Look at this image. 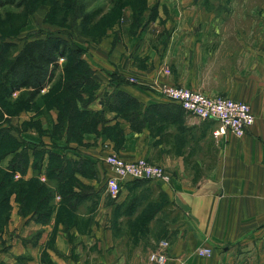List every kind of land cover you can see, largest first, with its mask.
Segmentation results:
<instances>
[{
    "label": "crops",
    "instance_id": "crops-1",
    "mask_svg": "<svg viewBox=\"0 0 264 264\" xmlns=\"http://www.w3.org/2000/svg\"><path fill=\"white\" fill-rule=\"evenodd\" d=\"M145 3L137 20L131 8L96 41L68 39L91 69V87L80 89L91 99L78 108L99 118L95 130L80 139L67 131L61 138L12 133L21 146L3 163L9 178L39 179L56 189L60 174L57 181L47 176L59 165L51 162L53 154L72 163L71 187L79 197L56 193L36 204V214L23 209L16 194L9 197L0 264H153L149 254L164 241L166 264H264V0ZM236 7L247 35L217 41ZM164 84L247 102L255 123L243 137H217L218 122L168 100L160 91ZM56 115L51 126L58 124ZM113 152L160 165L171 183L127 180L112 197L105 158ZM13 159L26 170L13 171ZM202 246L213 255L199 257Z\"/></svg>",
    "mask_w": 264,
    "mask_h": 264
},
{
    "label": "rangeland",
    "instance_id": "rangeland-1",
    "mask_svg": "<svg viewBox=\"0 0 264 264\" xmlns=\"http://www.w3.org/2000/svg\"><path fill=\"white\" fill-rule=\"evenodd\" d=\"M81 6L85 7L87 13L102 9V15L92 27L82 25ZM145 6V0H0V131L3 135V137L0 136V185H2L0 187V196L3 192L10 194L17 190H27L33 194L36 191L35 183H19L6 176L3 163L5 165V158L13 153L11 151L16 149V143L4 134L5 131L9 135L21 130L25 131V134L32 136H49L56 134L55 132H59V127L54 131L57 126H63L62 129L64 131L60 130L63 133V137L65 132L69 131L70 117H73L69 112L64 113L61 109H56L54 102L56 95L64 91V88L68 85L67 81H63L66 74V62L63 64L64 66H60V70L54 81V90L52 89L45 96L39 97L32 105H27L25 92H18L10 96L2 84V76L7 71L14 57L24 49L28 41L46 39L51 36L72 41L73 37H78V40L81 38L82 40L87 39L90 41V39H93L96 41L102 37V35L99 37H96L97 34L93 35L96 29H100L101 31L105 26L122 23L124 18L127 17L128 11L132 9L133 15H136L138 12L142 14ZM135 20H137V15L135 16ZM248 31L249 25L248 23H241L239 11L236 7L234 16L231 19V25L222 31V34L221 32L217 34L216 40L239 41L242 35H247ZM6 42L14 43L16 51L7 49L4 46ZM71 78L73 79L72 76ZM57 88L59 90L55 93V89ZM62 96L63 99L58 103L59 108L64 106L66 109H69V102L65 100L68 95L66 96V93L63 92ZM53 114H57L56 119L58 124L51 126L55 120ZM87 119H90L89 121L92 119L94 121L99 120L96 116ZM75 123L79 124L80 122L76 121ZM66 124L68 125L67 127H65ZM77 129L76 136H78L80 131L79 128ZM90 130L92 129L84 131L76 139H80L83 134L88 133ZM119 132L120 130H115L117 135ZM70 133L74 136L71 131ZM111 155L119 156L113 152L108 154L107 157ZM107 157L105 158V162ZM122 160L127 163L131 162ZM14 161L16 160L13 159L9 163V167L12 168V165L16 164ZM167 173L170 176L169 183H171L172 175L169 172ZM156 208L158 206H152V210ZM148 216H146V220L151 222ZM151 254H149V257Z\"/></svg>",
    "mask_w": 264,
    "mask_h": 264
},
{
    "label": "trees",
    "instance_id": "trees-1",
    "mask_svg": "<svg viewBox=\"0 0 264 264\" xmlns=\"http://www.w3.org/2000/svg\"><path fill=\"white\" fill-rule=\"evenodd\" d=\"M81 13H82V25L83 26H93L97 19L102 15V9H98L96 11L87 13L84 6H81ZM104 32L103 29H96L93 35L97 36ZM96 36V37H97ZM72 41V40H71ZM4 46L11 50L16 51V46L12 42L4 43ZM82 55V50L76 46L74 43H71L70 40H66L57 36H51L46 39H36L33 41H28L24 49L14 57L10 66L8 67L7 71L2 76V84L8 94L12 96L18 92H25L26 94V104L32 105L36 102L45 88L49 87L56 79L57 73L60 70V59H66L65 64V71L67 74V86L64 88V91L60 92L56 95L55 108L61 109V111L69 112L72 114L73 117H70L71 122L69 125V131L67 132L68 137L70 139H76L80 136L84 131L88 129H92L91 131L96 129V121L87 119L89 117L94 116L91 114V111L87 109L79 110L78 102L80 101L84 106H87L91 99V95L86 93L89 98L86 100L83 96V93L80 91L81 87H84L85 84L88 88L91 87L92 80H91V69L87 65V63L80 59ZM74 74V75H73ZM73 77V79L71 78ZM59 90V88L55 89V93ZM88 91V90H87ZM86 91V92H87ZM66 93V101L69 102V109H66L64 106L59 108L58 103L60 100L63 99L62 94ZM120 102H129L126 98L120 99ZM71 108V109H70ZM87 108V107H85ZM73 118V119H72ZM80 122L76 124L75 122ZM74 126V127H73ZM93 126V127H92ZM59 127V132H55L58 138H61L63 133L60 132L64 131L62 129L63 126H57L55 130ZM74 128V130H73ZM80 129L78 136H76L78 129ZM70 131L74 134L71 135ZM10 139H12L16 144V149L11 152H15L21 146L20 141L14 137L13 135L7 134L5 131L4 133ZM59 134V135H58ZM0 136L3 137L0 131ZM58 157L51 154V162H59L56 168L49 167V171L47 173L48 179L50 177L51 180H59V185L56 189H48L47 184L43 183L39 179H32L29 183H35V190L34 194L31 191L27 190H17L13 191L10 194L7 192L1 193L0 196V226L5 219L7 220L6 215L8 214L9 206H7L6 202L9 197L12 196L13 193H16L19 199L20 204L23 206V209L26 208L28 211L34 210L36 214V210L40 205L42 200L43 202H47L48 200H52L56 193L59 194L64 199H73L79 197L76 193H74L72 189V185L74 184L73 181V174L74 170L72 168V163L70 162H63L58 161ZM19 165L15 164L12 165V170H22L24 172L26 167H23L22 163ZM20 168V169H19ZM58 172L60 174L59 179H55V175ZM6 176H9L7 172H5ZM26 182V181H19ZM28 183V182H26ZM63 183V184H62ZM2 187V185H0ZM7 188V187H6ZM35 200V202L33 201ZM45 219V218H44Z\"/></svg>",
    "mask_w": 264,
    "mask_h": 264
},
{
    "label": "built area",
    "instance_id": "built-area-1",
    "mask_svg": "<svg viewBox=\"0 0 264 264\" xmlns=\"http://www.w3.org/2000/svg\"><path fill=\"white\" fill-rule=\"evenodd\" d=\"M164 73L169 75L170 69L165 68ZM160 91L168 100L177 103L193 116L202 120L217 121V137L228 133L243 137L255 123V116L247 102L226 96H211L173 84H164ZM106 163L113 173L107 178V190L115 198L120 195L122 183L127 180L170 182V176L164 168L145 159L127 163L119 156L111 155L107 157ZM168 246V242H162L161 249L152 253L149 260L155 264H166L168 257L164 249ZM212 254L213 249L209 246H202L197 251L200 257H209Z\"/></svg>",
    "mask_w": 264,
    "mask_h": 264
}]
</instances>
